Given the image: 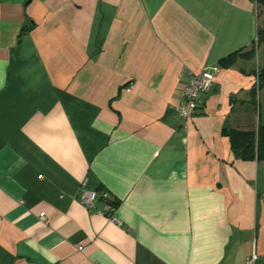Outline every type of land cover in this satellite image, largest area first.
<instances>
[{"label": "crops", "instance_id": "0c3cea01", "mask_svg": "<svg viewBox=\"0 0 264 264\" xmlns=\"http://www.w3.org/2000/svg\"><path fill=\"white\" fill-rule=\"evenodd\" d=\"M257 11L0 0V264H264V160L224 134L264 123ZM206 66L220 71L184 124L183 72ZM84 186L117 202L120 223L105 201L82 204Z\"/></svg>", "mask_w": 264, "mask_h": 264}, {"label": "built area", "instance_id": "2783aa9c", "mask_svg": "<svg viewBox=\"0 0 264 264\" xmlns=\"http://www.w3.org/2000/svg\"><path fill=\"white\" fill-rule=\"evenodd\" d=\"M258 64L256 68V86L258 87ZM220 71L219 66H206L204 70L196 74L191 71H184L183 75L187 76V82L183 86L184 101L179 106L178 111L182 116L184 124H188L194 116L204 107L205 98L211 91L215 77ZM258 89V88H257ZM101 196L106 200L108 195L101 193ZM100 194L97 190L89 189L86 186L82 188V194L80 200L82 204L89 210H95V205L99 200ZM105 214L113 221L120 223L117 216L116 206L105 201L104 207ZM40 218L45 220V214H41ZM82 249L81 247L79 248ZM257 260V256L253 254L248 258V264H254Z\"/></svg>", "mask_w": 264, "mask_h": 264}, {"label": "trees", "instance_id": "16d2710c", "mask_svg": "<svg viewBox=\"0 0 264 264\" xmlns=\"http://www.w3.org/2000/svg\"><path fill=\"white\" fill-rule=\"evenodd\" d=\"M257 4L258 13V39L257 43L253 44L251 50L249 51L250 59H255L257 57V50L259 46L264 44V0H255ZM262 19V23L260 22ZM28 31V27H24L22 33ZM241 55V52H235L228 57L220 61V64L224 67L231 66L237 57ZM264 57V56H263ZM257 68V66H256ZM258 87L254 86L253 94L257 100L260 91L264 90V64L258 66ZM256 73V69H255ZM258 88V89H257ZM226 134L230 138L231 146L236 155L245 160H264V123L260 124L258 128L254 131H239V130H225ZM100 194L99 200L106 201L117 207V202L111 200L110 198L104 199L101 196V190H97Z\"/></svg>", "mask_w": 264, "mask_h": 264}, {"label": "rangeland", "instance_id": "374dc122", "mask_svg": "<svg viewBox=\"0 0 264 264\" xmlns=\"http://www.w3.org/2000/svg\"><path fill=\"white\" fill-rule=\"evenodd\" d=\"M261 23H262V19H261V21H260ZM259 53H258V55H257V58H256V60H259V65L260 66H262V58H263V52H264V44L263 45H261V46H259ZM262 94H264V93H262ZM258 99V98H257ZM264 100V95H263V97H262V102H264L263 101ZM259 109H260V100L258 99L257 100V111L259 112Z\"/></svg>", "mask_w": 264, "mask_h": 264}]
</instances>
